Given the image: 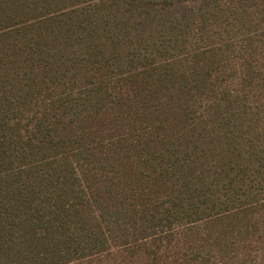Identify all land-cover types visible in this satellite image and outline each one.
Here are the masks:
<instances>
[{"label": "trees", "instance_id": "16d2710c", "mask_svg": "<svg viewBox=\"0 0 264 264\" xmlns=\"http://www.w3.org/2000/svg\"><path fill=\"white\" fill-rule=\"evenodd\" d=\"M0 264H264V0H0Z\"/></svg>", "mask_w": 264, "mask_h": 264}]
</instances>
